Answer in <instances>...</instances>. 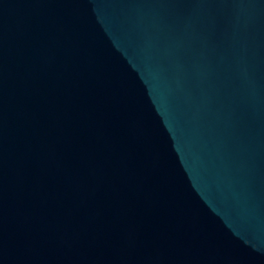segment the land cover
I'll return each mask as SVG.
<instances>
[{
  "label": "water",
  "instance_id": "95a60500",
  "mask_svg": "<svg viewBox=\"0 0 264 264\" xmlns=\"http://www.w3.org/2000/svg\"><path fill=\"white\" fill-rule=\"evenodd\" d=\"M0 264H264V0H0Z\"/></svg>",
  "mask_w": 264,
  "mask_h": 264
}]
</instances>
